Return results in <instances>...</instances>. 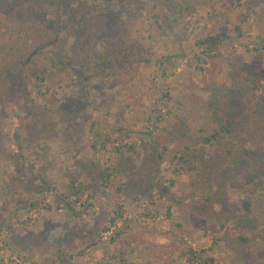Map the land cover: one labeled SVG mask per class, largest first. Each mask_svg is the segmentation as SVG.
<instances>
[{
  "label": "rangeland",
  "instance_id": "374dc122",
  "mask_svg": "<svg viewBox=\"0 0 264 264\" xmlns=\"http://www.w3.org/2000/svg\"><path fill=\"white\" fill-rule=\"evenodd\" d=\"M197 1L184 15L160 4L164 38L146 9L158 0H0V21L61 33L28 63L2 54L3 259L264 264V176L234 186L204 144L264 94V0ZM124 45L130 62L98 69ZM178 156L200 161L189 181Z\"/></svg>",
  "mask_w": 264,
  "mask_h": 264
},
{
  "label": "trees",
  "instance_id": "16d2710c",
  "mask_svg": "<svg viewBox=\"0 0 264 264\" xmlns=\"http://www.w3.org/2000/svg\"><path fill=\"white\" fill-rule=\"evenodd\" d=\"M143 1V3L146 2V0ZM187 2L189 0H158L153 6V11L146 8L149 14H152V23L157 25L161 37H168V27L164 20L167 13L159 8L160 4L166 6L169 12L184 15L196 9L199 4L196 0L187 6L185 5ZM183 5L186 9H183ZM171 23H173L171 28L174 29V23H178V20L173 19ZM60 36V32L50 30L39 22L0 21V62L3 59V53H13L18 55L24 63H28L33 57L54 46ZM138 36L141 39L152 40L155 35L146 28L138 32ZM215 45L216 43H213V46ZM208 47L213 49L212 46ZM133 55V47L124 45L122 54H116V58L112 60L105 56L103 62L98 65V69L102 70L104 67L111 66L115 60L128 63ZM34 75L37 80L41 79L39 73L34 71ZM249 91L252 95H256L259 91V82H254V86L249 87ZM253 108L250 112L231 113L227 120L218 122L221 126L219 130H215L214 134L204 139L206 146L216 148L222 154V165L225 166L223 173L234 186L240 178L255 181L264 176V94ZM191 158L197 159V156ZM177 159L179 166L175 174L184 180L190 179L189 172L193 174L200 161L192 160L189 156H178ZM101 179H106V173L101 175ZM75 184L72 183V190L73 195L77 196L79 188L75 187ZM65 199L64 196H59L60 202H65Z\"/></svg>",
  "mask_w": 264,
  "mask_h": 264
},
{
  "label": "built area",
  "instance_id": "2783aa9c",
  "mask_svg": "<svg viewBox=\"0 0 264 264\" xmlns=\"http://www.w3.org/2000/svg\"><path fill=\"white\" fill-rule=\"evenodd\" d=\"M109 234H110L109 232L106 233V234H104L105 237H106L105 239H107V235H109ZM12 263H14V264H22L20 260H17L15 258L12 259V260H10V259H7L6 260V258L3 259L2 256H1V252H0V264H12ZM29 264H35V263L31 262Z\"/></svg>",
  "mask_w": 264,
  "mask_h": 264
}]
</instances>
